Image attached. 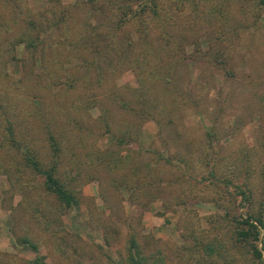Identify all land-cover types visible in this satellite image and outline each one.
<instances>
[{
	"label": "rangeland",
	"instance_id": "1",
	"mask_svg": "<svg viewBox=\"0 0 264 264\" xmlns=\"http://www.w3.org/2000/svg\"><path fill=\"white\" fill-rule=\"evenodd\" d=\"M119 2L0 0V264H263L230 216L264 214V0ZM50 134L76 205L25 162Z\"/></svg>",
	"mask_w": 264,
	"mask_h": 264
},
{
	"label": "trees",
	"instance_id": "2",
	"mask_svg": "<svg viewBox=\"0 0 264 264\" xmlns=\"http://www.w3.org/2000/svg\"><path fill=\"white\" fill-rule=\"evenodd\" d=\"M86 1L92 2L94 0ZM258 1L261 2L262 0ZM177 2H179V0H177ZM160 7V0H120L119 8L121 10V18L118 20L124 21L129 16H137L139 19H141L140 17L143 13H147L153 18H158L160 15ZM140 32L143 33L142 28H140ZM141 107L142 108H140V111L143 112V115L146 117H153V114L148 111H144L142 105ZM48 138L50 146V159L47 165L42 164V162L33 153L28 151H25L23 154L25 162L33 169L34 172L42 177L44 188L54 194L64 206L69 207L76 205V197L73 195L70 189L67 188L66 184L55 174L59 154L58 142L51 134L48 136ZM163 158L166 161L170 160L168 155L163 156ZM238 190L241 193V199L248 200V195L245 193L244 189L238 188ZM230 224L232 225L231 236L234 238V240L242 242L243 244H247L252 255L255 258H260V252L257 249L256 240L258 239L259 231H264L263 212L258 210L257 212L253 213L246 210L243 212L234 213L232 216H230ZM22 241L26 242L33 250H36L35 243L30 242L27 238H22ZM204 247L209 249L208 253L211 252V245L209 242L205 244ZM152 256L149 254H143L134 236H129L127 253L124 259L126 264H162L160 255ZM31 263L46 264V262L43 260V256L40 254H35L31 260Z\"/></svg>",
	"mask_w": 264,
	"mask_h": 264
}]
</instances>
